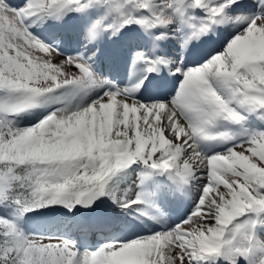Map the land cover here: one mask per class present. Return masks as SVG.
<instances>
[{
  "label": "snow or ice",
  "instance_id": "obj_1",
  "mask_svg": "<svg viewBox=\"0 0 264 264\" xmlns=\"http://www.w3.org/2000/svg\"><path fill=\"white\" fill-rule=\"evenodd\" d=\"M0 264H264V0H0Z\"/></svg>",
  "mask_w": 264,
  "mask_h": 264
},
{
  "label": "rangeland",
  "instance_id": "obj_2",
  "mask_svg": "<svg viewBox=\"0 0 264 264\" xmlns=\"http://www.w3.org/2000/svg\"><path fill=\"white\" fill-rule=\"evenodd\" d=\"M251 126L260 127L262 125H259L256 121H252ZM189 202L191 203V200L187 201L185 206H178V209H177L178 214L176 216H173L174 220L178 222L179 218L190 210L191 207H188ZM191 206H192V203H191ZM44 211H47V210H44ZM30 216H31V219L28 221V227L31 230L51 232L61 227L56 222L55 216L50 215V216L45 217V216H38L36 214H30ZM93 242H95V237H93Z\"/></svg>",
  "mask_w": 264,
  "mask_h": 264
}]
</instances>
